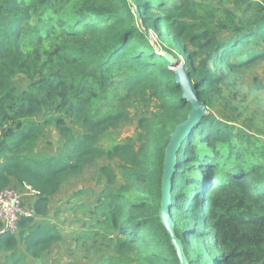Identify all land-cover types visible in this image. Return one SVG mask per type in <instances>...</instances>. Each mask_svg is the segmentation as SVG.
<instances>
[{
  "label": "trees",
  "instance_id": "1",
  "mask_svg": "<svg viewBox=\"0 0 264 264\" xmlns=\"http://www.w3.org/2000/svg\"><path fill=\"white\" fill-rule=\"evenodd\" d=\"M252 1L0 0V190L14 182L37 192L34 215L20 218L16 233L1 232L0 222L7 262L23 264L22 253L38 258L62 239L55 224L35 217L47 214L50 197L66 181L106 158L117 171L98 166L108 186L98 195L102 219L92 229L109 237L115 250L100 264H178L158 217L160 182L165 145L191 104L181 98L165 54L184 57L207 106L228 78L221 67L234 73L264 60V0ZM253 4L259 10L252 14L247 8ZM213 29L232 34L220 39ZM17 74L29 82L26 89L13 86ZM138 97L158 104L139 118L132 138L101 147L99 135L125 122ZM66 120L84 133L74 136ZM45 127H53L72 153L36 151ZM234 136L232 127L208 113L177 153L169 214L189 264H264V211L216 222L209 210L222 164L217 143L229 145V158L245 160L227 169V185L264 203L263 164L244 159L231 145ZM117 177L122 184L109 187Z\"/></svg>",
  "mask_w": 264,
  "mask_h": 264
},
{
  "label": "rangeland",
  "instance_id": "2",
  "mask_svg": "<svg viewBox=\"0 0 264 264\" xmlns=\"http://www.w3.org/2000/svg\"><path fill=\"white\" fill-rule=\"evenodd\" d=\"M160 1H166L168 5L184 2V0ZM185 1L208 4L212 0ZM254 2L256 0L252 1V3ZM248 8V12H252V14L259 10L255 8L254 4L252 8ZM213 30L220 39L232 34L227 30ZM149 38L159 50L161 43L152 31H150ZM174 60L176 63L177 61L184 62V57L180 54ZM221 70L228 78L223 79L218 89L211 94V102L205 106L206 112L210 113L218 122L232 127L234 133H238L239 136L231 138V145L235 150L243 151L244 159L251 163L263 164L264 169V60L234 73H230L226 67H221ZM12 83L18 91L26 89L29 84L21 74H17ZM157 104L158 101L155 98L138 97L133 99L128 107V119L119 127L102 132L99 135L98 144L104 149H111L114 145L132 138L138 131L139 118L147 110H154ZM66 123L72 128L74 136L84 133L82 128L73 125L70 120H66ZM216 148L222 154L220 159L222 164L215 173L218 179L214 191H212L209 207V210L213 211L214 220L221 222L230 216L253 215L264 211L263 202L251 197H243L241 190L229 187L224 178L229 167L237 163L244 164L245 160L238 161L234 154L229 158L230 148L226 143H217ZM35 150L46 156L72 153V149L64 144L53 127L44 128L43 135L36 142ZM205 150L210 149L203 147L202 151ZM105 164L117 171L115 161L96 158L78 176L66 181L60 191L51 197V205L47 214L42 217L37 216L35 219L55 224L62 239L42 252L38 258L31 257L28 253H22L23 264H100L114 253V244L110 238L94 234L92 229L95 219H102L101 212L96 211L95 206L98 204L99 193L108 186L104 177L98 172V166ZM193 175L197 176L198 173L194 172ZM121 184V178L117 177L116 183L109 187L118 188ZM10 187L19 189L16 185ZM20 191L26 195L23 190L20 189ZM22 203L25 205L24 201ZM17 250L23 252L21 246ZM0 264H10L1 252Z\"/></svg>",
  "mask_w": 264,
  "mask_h": 264
},
{
  "label": "water",
  "instance_id": "3",
  "mask_svg": "<svg viewBox=\"0 0 264 264\" xmlns=\"http://www.w3.org/2000/svg\"><path fill=\"white\" fill-rule=\"evenodd\" d=\"M165 55L173 64L172 68L175 73V82L180 85L182 90L181 98L189 102L191 108L187 117L175 125L164 148L158 217L169 236L170 244L177 257L178 264H189L185 257L181 241L175 235L174 223L169 214L172 177L177 165V153L181 143L207 112L204 102L198 97L196 85L192 81L185 63L183 61H177L176 63L174 58L170 57L168 54Z\"/></svg>",
  "mask_w": 264,
  "mask_h": 264
},
{
  "label": "built area",
  "instance_id": "4",
  "mask_svg": "<svg viewBox=\"0 0 264 264\" xmlns=\"http://www.w3.org/2000/svg\"><path fill=\"white\" fill-rule=\"evenodd\" d=\"M21 187L23 189H21ZM30 193L37 196V192L29 185L23 184L18 188L6 187L0 190V222L2 224L1 232L8 231L16 233L18 220L22 217H31L34 211L31 206H26L22 202L24 195Z\"/></svg>",
  "mask_w": 264,
  "mask_h": 264
},
{
  "label": "crops",
  "instance_id": "5",
  "mask_svg": "<svg viewBox=\"0 0 264 264\" xmlns=\"http://www.w3.org/2000/svg\"><path fill=\"white\" fill-rule=\"evenodd\" d=\"M12 185H16L18 187L21 186V185L19 186L17 183H14V182H12ZM21 189H23V188L21 187ZM36 198H37V196L28 193V194L24 195L23 200H24L26 206H31V204L35 201ZM50 202H51V197H50ZM50 205H51V203H49V206Z\"/></svg>",
  "mask_w": 264,
  "mask_h": 264
}]
</instances>
